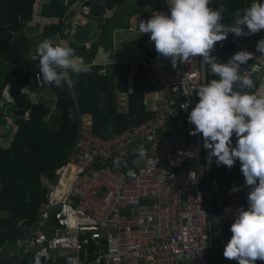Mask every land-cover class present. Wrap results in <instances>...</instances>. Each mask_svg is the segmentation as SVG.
Returning a JSON list of instances; mask_svg holds the SVG:
<instances>
[{
  "label": "built area",
  "instance_id": "2783aa9c",
  "mask_svg": "<svg viewBox=\"0 0 264 264\" xmlns=\"http://www.w3.org/2000/svg\"><path fill=\"white\" fill-rule=\"evenodd\" d=\"M42 1L35 0V18ZM127 1L147 3L146 15L136 21L139 33L140 21L151 19L154 12L171 14L168 0L154 8L150 0ZM79 3V13L87 21L84 16L90 13L92 0ZM141 34L151 54L146 53L138 63L159 88L148 109L153 116L109 139L94 135L88 121L77 119L78 135L68 161L56 184L43 179L48 194L37 230L13 264H21L26 257L29 264H50L56 258L62 264H215V251L221 247L226 228L234 223L238 209L249 207L251 188L245 179L228 184L222 195L216 194L218 177L211 175L216 158L209 161L211 150L203 146L202 133L190 135L195 125L188 116L199 102L196 89L214 75L210 66L202 57H194L173 67L171 58L158 55L151 34ZM253 53L254 58L241 65L240 71L257 79L254 92L264 93V57L257 48ZM98 73L103 76L105 71ZM37 74L31 76L35 88H49L41 87ZM35 93L21 91L20 98L13 100L24 102L20 116L24 122L40 103ZM183 104L188 107L182 108ZM12 110L5 116L9 139L0 140L3 149L10 147L17 129ZM237 139L233 134L232 146ZM141 145L146 156L139 167ZM117 157L119 167L113 163ZM68 166L73 169L71 174H66ZM129 169L136 172L135 178L128 176ZM218 173L225 172L219 168ZM50 216L56 225H48ZM43 227L52 228L53 234Z\"/></svg>",
  "mask_w": 264,
  "mask_h": 264
},
{
  "label": "trees",
  "instance_id": "16d2710c",
  "mask_svg": "<svg viewBox=\"0 0 264 264\" xmlns=\"http://www.w3.org/2000/svg\"><path fill=\"white\" fill-rule=\"evenodd\" d=\"M253 2L255 0H211L210 6L218 9L223 5L222 22L232 24L235 12L240 10L243 13V10ZM104 5L111 14L100 22L97 39L88 48L71 43L72 47L88 60L97 57L99 48L105 52L111 50L113 32L117 28L128 27L131 14L136 16L135 20L146 15L144 10L136 6L128 8L127 0H104ZM151 6L161 7L162 1L151 0ZM67 7L64 0L42 1L38 17L50 21L42 24L41 39L62 40L68 37L72 26L70 22L63 20ZM52 18H56V22H52ZM40 25L38 23L36 27ZM24 27L25 24L21 26V30H24ZM13 39V34L6 30L4 0H0V61L6 58ZM261 39H264V29L248 36L238 37L234 33H229L226 40L216 43L215 50L211 54L227 62L238 51L247 49L253 53ZM22 67L25 69L23 74L14 71L10 77H16L27 83L30 76L40 71L39 59L16 60L15 68ZM135 67L132 73L127 62L105 67L93 65L89 73H82L79 76L69 70L74 81L73 86L69 87L66 82L62 89L55 85L50 86L55 95V106L60 117L56 128L47 124L45 118L49 115V109L43 103H38L32 108L29 121L24 122L20 118L15 120L17 129L10 147L7 149L0 147V250L7 251V255L9 249L18 248L20 244L26 243L36 228L41 206L47 201L48 189L42 184L43 179L46 178L52 184H56L68 161V155L79 130L76 118H72V110L75 109L79 115H89L92 133L104 139L121 134L153 116V113L147 111L146 95L157 92L159 88L149 80L141 64ZM100 69L105 71L103 76L98 73ZM214 78L218 79L214 75L209 76L208 82ZM114 79L117 80L116 87L113 85ZM252 79L256 88L257 79ZM255 88L248 91L254 92ZM234 89H238V85L234 86ZM117 94L127 95L126 112H120ZM1 96L2 90H0V101ZM2 118L3 114L0 113V120ZM236 142L233 147L236 146ZM238 161L239 159L236 160ZM226 167L214 161L211 174L213 175V172L219 168ZM47 223L50 226L56 225L55 217L50 216ZM230 229L231 226L226 228L221 247L215 251V264H238V261L225 259L223 255L225 246L232 236ZM42 230L49 234L54 232L49 227H43ZM22 252L23 250L20 253ZM18 259V256L8 255L0 264H13ZM50 264H61V260L56 258ZM256 264H264V260L258 259Z\"/></svg>",
  "mask_w": 264,
  "mask_h": 264
},
{
  "label": "clouds",
  "instance_id": "9594fccd",
  "mask_svg": "<svg viewBox=\"0 0 264 264\" xmlns=\"http://www.w3.org/2000/svg\"><path fill=\"white\" fill-rule=\"evenodd\" d=\"M168 3L170 15L154 12L151 19L140 21L139 31L151 34L158 55L171 58L173 67L202 57V62L218 77L196 89L199 102L188 116L195 125L190 135L202 133L203 146L211 150L209 161L215 157L217 164L228 168L237 159L241 162L246 185L251 188L247 196L249 207L238 209L223 255L238 264H256L258 259L264 260V93L248 91L255 88V83L240 71L241 65L254 58V53L247 49L238 51L225 63L217 62L211 53L216 43L226 40L229 33L248 36L264 29V2L255 0L243 13L237 10L232 24L222 22L224 7H211V0H168ZM256 48L264 57V39L258 41ZM37 56L40 67L37 81L41 87L55 85L62 89L65 82L71 87L74 81L69 70L77 76L92 70V65L77 57L75 49L64 40H42L32 58ZM236 85L238 89H234ZM21 91L27 94V88ZM233 134L238 138L235 147ZM137 155L146 156L143 145ZM113 163L119 167L120 158ZM128 176L135 178L136 172L129 169Z\"/></svg>",
  "mask_w": 264,
  "mask_h": 264
},
{
  "label": "crops",
  "instance_id": "0c3cea01",
  "mask_svg": "<svg viewBox=\"0 0 264 264\" xmlns=\"http://www.w3.org/2000/svg\"><path fill=\"white\" fill-rule=\"evenodd\" d=\"M127 2H128V5H127L128 8L132 7V5L134 4L131 1H127ZM149 2H150L149 5L151 6V0ZM136 3L137 4L141 3L142 5H144V6L140 5L143 7L141 9L142 10L144 9V11L147 13V3L145 1L144 2L139 1ZM97 4H104V0H100V2H98ZM79 8H80L79 1H78V5L76 7H70V6L67 7V9L65 10V16L63 18V20L65 22L71 23L72 28L68 34V37L66 39H62V40L66 41L68 43V45L71 47H72L71 43H73V42L70 39V35H71L72 31L75 30V28L83 26L84 24H91L93 26V30H94V34H95L94 40H95V39H97V35L99 33L100 22L107 17V16H104L105 17L104 19H103V17H98L101 19L93 20L92 21L93 23H91V21L88 18H87L88 19L87 21L82 19V15L79 13ZM110 14H111V12H110ZM135 18H136V16H134V19ZM56 20H57L56 18L51 19L52 22H56ZM49 21H50V19L44 20V19H40L39 17H37L33 21L28 23L27 30H30V32L27 33L28 40H30L33 45L30 47L29 52L24 54L23 59H26V60L33 59L32 57L36 53L37 46L43 40L40 38V28H41L43 23H47ZM136 21L137 20H135V23L133 22V24H131L129 22L128 27L117 28V30H115L113 32V46H112L110 51L105 52L101 48H99L97 57H95L94 59L88 60L83 55H80L78 50L75 47H72L73 49H75V55L77 57H79L80 59H82L85 63H89L92 60L98 61L97 65L103 66V67H105L107 65H111V64L127 62L130 64L131 72L134 73L135 68H136L135 66L137 64H140V63H138L139 59L142 58L146 53H148L146 51L144 43H143L142 34L135 31ZM38 23L41 25L37 28L36 26ZM33 28H34V31H32ZM50 39H52L55 42L60 41V39H58V38H50ZM90 44L85 46V47L88 48L90 46ZM37 59H39L38 56H37ZM103 61H105V62H103ZM19 85L23 89L27 88V91H29V92H36L35 94L39 98L40 103H43L49 109V115L45 118L47 124L51 127L54 126L56 128L60 122V117H59V113H57V116L59 117L58 123H57V118H53L55 116V114H53V113L55 111H58V110L56 109V106H55V95H54L53 91L51 90L50 86H49V88L37 90L35 88V86L33 85V81L31 79V76H30L27 83H24L23 81L19 80ZM156 93L157 92H150L146 95L145 103H146L147 111L150 108V106H152L155 103L154 101H155ZM26 98L27 97L25 96L24 99H26ZM127 102H128L127 95L117 94V104H119L120 112H126ZM0 106H1V101H0ZM13 107L14 106L11 105L9 108H6V111L3 114V118L0 120V126H1V128H0V140L9 139V131L7 130V127H6L7 123H6L5 116L8 115L6 113H8L9 110H12ZM148 112H151V111H148ZM71 115H72V118L74 117V118H76V120L78 118H81L82 121H88L90 123V116L89 115H79L75 109L72 110ZM67 173L68 174L72 173V169L69 166L67 167L66 174ZM27 246H28V242L25 244H20L18 246V252L10 250L8 255L10 257L18 256L19 257L18 261H19L23 255V252L20 253L21 250L24 251L25 247H27ZM8 255H7V251L0 250V262L5 261ZM59 259L61 260V264H62V259L61 258H59Z\"/></svg>",
  "mask_w": 264,
  "mask_h": 264
},
{
  "label": "water",
  "instance_id": "95a60500",
  "mask_svg": "<svg viewBox=\"0 0 264 264\" xmlns=\"http://www.w3.org/2000/svg\"><path fill=\"white\" fill-rule=\"evenodd\" d=\"M79 0H64L65 5L71 6ZM35 0H4V22L6 30L13 34L14 39L9 48L5 59L0 61V90H2L0 113L4 114L6 108L11 105L14 109L10 116L15 121L22 115L24 102L18 100L21 95L22 87L19 85V79L11 78V74L17 71L19 74L24 73V68L16 69L15 61L22 60L25 53L29 52L33 45L28 40L26 33L28 23L35 19ZM108 9L104 4L91 3L90 14L94 17L107 16ZM25 24L24 30L21 26ZM94 30L91 24H84L72 31L70 39L78 46H87L94 40ZM225 63L223 61H218ZM117 80L114 79L113 85L116 87ZM8 93L6 96L5 94ZM21 264H29V259L25 258Z\"/></svg>",
  "mask_w": 264,
  "mask_h": 264
},
{
  "label": "rangeland",
  "instance_id": "374dc122",
  "mask_svg": "<svg viewBox=\"0 0 264 264\" xmlns=\"http://www.w3.org/2000/svg\"><path fill=\"white\" fill-rule=\"evenodd\" d=\"M98 2H100V0H92V3H98ZM78 5V2H75L73 5H71L70 7H76ZM140 5H142L141 3L140 4H137V3H134L132 6L134 7V6H136L137 8H139V9H141V8H143L142 6H144V5H142V6H140ZM131 6V5H130ZM69 7V6H68ZM132 8V7H131ZM144 10V9H143ZM108 15H110V12L108 11V13H107V16ZM84 17H87L90 21H91V23H93L92 21L93 20H97V19H101V18H98V17H94V16H92L90 13L88 14V15H86V16H84ZM105 17H103V19H104ZM129 22L131 23V24H133V22L135 23V19H134V14H131L130 16H129ZM32 31H34V28H33V30ZM30 32V30H26V33H29ZM6 96L8 95V93H6L5 94ZM57 113H58V111H55L53 114H55V116L53 117V118H57V123L59 122V117L57 116ZM52 128H55L54 126H52ZM143 159L144 158H140V163H139V167H141L142 165H143ZM215 161V160H214ZM214 161H213V163H214ZM224 172L225 173H223V174H220V173H218V169L215 171V172H213L214 174V176H217L218 177V182H219V191L216 193L218 196H220V195H222L223 193H225L226 192V190H227V185L228 184H231L232 182H236V181H240V180H242V179H245V177H244V175H243V173H242V171H241V162L240 161H238V162H236L235 164H234V166L233 167H231V168H228V167H226L225 169H224ZM70 173V172H69ZM68 174V173H67ZM212 175V174H211ZM212 175V176H213ZM203 188H205V186L203 187ZM205 190V189H204ZM58 198H60V197H58ZM37 230V228H35L33 231L35 232ZM30 240H31V238H30ZM29 240V241H30ZM9 250H13V251H15V252H18V248H16V247H14V248H11V249H9ZM8 250V251H9Z\"/></svg>",
  "mask_w": 264,
  "mask_h": 264
},
{
  "label": "bare ground",
  "instance_id": "6f19581e",
  "mask_svg": "<svg viewBox=\"0 0 264 264\" xmlns=\"http://www.w3.org/2000/svg\"><path fill=\"white\" fill-rule=\"evenodd\" d=\"M70 167V166H69ZM71 168V167H70ZM72 169V168H71ZM72 171H73V169H72Z\"/></svg>",
  "mask_w": 264,
  "mask_h": 264
}]
</instances>
